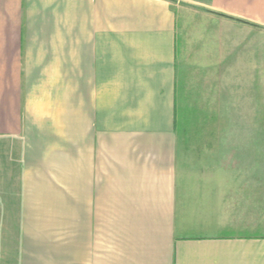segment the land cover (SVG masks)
<instances>
[{"label":"crops","instance_id":"0c3cea01","mask_svg":"<svg viewBox=\"0 0 264 264\" xmlns=\"http://www.w3.org/2000/svg\"><path fill=\"white\" fill-rule=\"evenodd\" d=\"M263 39L264 0H0V264H264L257 164L211 139L263 130L184 127L241 83L257 120Z\"/></svg>","mask_w":264,"mask_h":264},{"label":"rangeland","instance_id":"374dc122","mask_svg":"<svg viewBox=\"0 0 264 264\" xmlns=\"http://www.w3.org/2000/svg\"><path fill=\"white\" fill-rule=\"evenodd\" d=\"M264 48V39H263ZM235 80V79H234ZM218 80L216 79L215 86H217ZM235 84H239L238 80ZM232 84L233 81H232ZM245 83H241L242 88L231 89V120L223 121V105H222V90H212L208 95L211 94L212 98H208L209 104L199 105H184V117H189L188 120L184 121V127L196 128V129H251L259 128L263 130V136L261 137H248V136H231L230 138H223L222 136L213 137L212 144H216L220 147H216L214 153L216 160L228 159L231 162H240L243 167L241 171H252L254 168L247 169V166L257 164V175L260 172L262 177V215L264 220V66H263V88L260 90V101L261 112L257 113V120L246 118L249 114L245 105H242L246 101H250L253 92L252 89L244 87ZM205 89V88H203ZM211 90V89H210ZM214 91V92H213ZM205 93V92H204ZM257 101V110L260 108ZM250 113V112H249ZM223 140H228L230 143V150L222 151ZM260 140V142H259ZM256 141V142H255Z\"/></svg>","mask_w":264,"mask_h":264}]
</instances>
